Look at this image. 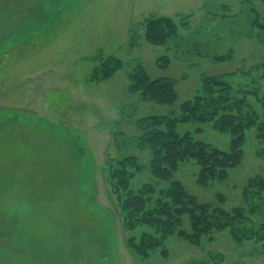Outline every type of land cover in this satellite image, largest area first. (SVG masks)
Masks as SVG:
<instances>
[{
	"label": "rangeland",
	"instance_id": "374dc122",
	"mask_svg": "<svg viewBox=\"0 0 264 264\" xmlns=\"http://www.w3.org/2000/svg\"><path fill=\"white\" fill-rule=\"evenodd\" d=\"M163 16L176 34L147 43L146 22ZM261 18L264 0H0V264H264L261 205L256 215L246 211L238 233L214 232L198 244L157 233L159 249L137 257L128 238L154 231L124 229L109 168L135 156L145 168L130 188H166L148 169L151 150L136 142L138 120L178 117L203 91V76L223 77L236 111L264 119V27L250 26ZM108 58L122 68L93 80ZM139 65L151 80L172 79L176 100L130 92L128 73ZM176 131L230 146V134L211 121L178 123ZM245 140L225 180L199 185L193 160L178 163L173 179L202 202L246 206L244 187L264 168V139L252 127ZM182 228L189 231L186 216Z\"/></svg>",
	"mask_w": 264,
	"mask_h": 264
},
{
	"label": "trees",
	"instance_id": "16d2710c",
	"mask_svg": "<svg viewBox=\"0 0 264 264\" xmlns=\"http://www.w3.org/2000/svg\"><path fill=\"white\" fill-rule=\"evenodd\" d=\"M252 24L253 27H264L260 19L250 23V26ZM176 32V24L170 17L153 18L145 24L144 39L152 45H163ZM215 59L223 61L225 58L219 56ZM122 66L119 59L108 58L94 69L92 79L97 82L110 79ZM128 82L129 91L138 93L144 101L169 104L177 98L172 79L151 80L141 65L128 73ZM202 83L203 91L182 104L178 117L149 116L138 120L141 134L136 142L140 148L151 150L148 169L156 178L169 182L166 188L156 190L149 183L142 184L137 190L130 188L133 176L145 168L135 156H125L116 160L113 165L109 164L111 178L115 181L114 192L118 193V207L124 229L132 232L140 227H148L154 231L153 234L144 232L139 241L130 237L126 242L141 259H147L151 252L159 249L162 240L156 236L157 233H161V238L177 234L198 244L205 238L210 239L214 232L228 230L232 234L238 233L237 223L245 221L249 217L248 212L256 215L254 212L259 205L264 207V168L259 175L249 179L244 187L246 206L230 210L198 200L180 181L173 179L178 163L193 160L199 167L196 176L199 185L223 181L227 178L228 171L238 166L243 159L245 132L256 127L258 138L264 139V119L254 111L244 115H241V110L236 111L239 108L233 102L232 89L223 77L203 76ZM262 96L264 97V93ZM245 102L236 104H248ZM262 104L264 105V100ZM190 121L200 124L211 121L216 130L228 132L231 136L229 149L215 147L197 139L190 132L180 134L176 131L178 123ZM199 131L200 128H196V132ZM185 216L189 231L182 228ZM260 238L264 239V235ZM160 252L164 254L165 249L162 248Z\"/></svg>",
	"mask_w": 264,
	"mask_h": 264
}]
</instances>
